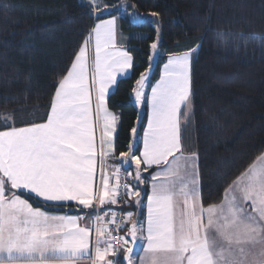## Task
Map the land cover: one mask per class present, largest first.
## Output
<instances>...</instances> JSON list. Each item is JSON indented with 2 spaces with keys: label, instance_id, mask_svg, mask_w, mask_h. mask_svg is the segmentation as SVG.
I'll use <instances>...</instances> for the list:
<instances>
[{
  "label": "snow or ice",
  "instance_id": "snow-or-ice-1",
  "mask_svg": "<svg viewBox=\"0 0 264 264\" xmlns=\"http://www.w3.org/2000/svg\"><path fill=\"white\" fill-rule=\"evenodd\" d=\"M113 10L120 9L103 6L101 14ZM131 16L133 23L139 18L135 12ZM115 30V17L94 25L59 81L45 122L17 127L11 116L2 118L0 264H80L84 259L91 264H121L108 259L120 251L126 264H264V154L228 186L222 203L205 207L199 155L186 153L182 143V123L186 129L191 112L195 49L169 57L163 76L150 87L151 117L138 138L142 153L135 154L129 146V152L120 153L118 165L106 163L115 155L116 130L107 96L118 74L132 67L128 52L116 48ZM92 40L95 56L89 64ZM151 49L155 55L157 43ZM147 80L142 74L136 81L135 99L141 104L146 102ZM101 119L97 138L95 127ZM154 167L149 174L151 194L141 205L143 173ZM25 194L45 204L74 202L91 211L83 217L53 215L33 207L22 198ZM119 204L146 207V223L134 221V212L104 207ZM121 230H126L127 238L122 237L121 248L116 249L113 232Z\"/></svg>",
  "mask_w": 264,
  "mask_h": 264
},
{
  "label": "trees",
  "instance_id": "trees-1",
  "mask_svg": "<svg viewBox=\"0 0 264 264\" xmlns=\"http://www.w3.org/2000/svg\"><path fill=\"white\" fill-rule=\"evenodd\" d=\"M101 1L120 10L98 14L90 0H0V130L4 116L17 127L45 122L56 87L95 22L118 16L133 66L108 97L119 116L117 157L129 152L147 120L134 89L151 65L152 43L158 41V59L151 83L170 56L198 47L191 64V144L203 204L220 203L264 153V0ZM129 11L142 21L133 23ZM140 149L137 141L133 152Z\"/></svg>",
  "mask_w": 264,
  "mask_h": 264
},
{
  "label": "crops",
  "instance_id": "crops-1",
  "mask_svg": "<svg viewBox=\"0 0 264 264\" xmlns=\"http://www.w3.org/2000/svg\"><path fill=\"white\" fill-rule=\"evenodd\" d=\"M90 1L94 5V7L97 9L96 13L101 14L102 13V10H103V6H104V5H102L103 4L102 1L101 0H90ZM96 5H100L102 7L101 8H97ZM103 12H107V11H103ZM113 17H115V19H116V30H115V43H116V48L118 50H123V51L128 52V54L132 57V66H133V56L129 52V50L127 49L128 37H126V35L119 28L118 16H110V17H107V18H104V19H101V20H108V19H112ZM101 20H97L94 25H96L97 23H99ZM91 32H92V30H91ZM83 46H84V42H83V44H82L81 47H83ZM87 56H88V62H89V64H91L92 63V60L94 59V56H95L94 40L89 41V43H88V53H87ZM172 56H175V55H172ZM168 59L165 62V64L168 62ZM164 65L161 68L160 77L156 81H154L153 83H151L150 80H147L146 81V83L149 85L148 87H146L144 89V91H145V97H146V102L144 104H141V103H139L135 99V101L137 103V106L139 107V110H140V113L141 114L144 112L145 109L147 110V120H146L145 126H144L141 134L139 136L135 137V139L133 141L135 143V145H136L137 141H140L141 142V149H140L139 154L142 153V151H143V144H142V140H139L138 138H141L143 136V133L147 129V124H148V122L150 120V117H151V107H150V104L147 102L148 98H150V87L151 86H154L160 80V78L163 76ZM131 72H132V67L130 69H128L127 72L118 74V76H117V83H118V81L121 78H125V77L130 76L131 75ZM191 81H192V71H191ZM116 86H117V84L114 85L109 90V95L107 96V108L116 117V126H115L116 127V130H115V133L113 134V139H114V144H115V155L107 160L106 163L108 165H118L119 162H120V159H121V157H117V155H116V143H115V138H116V135H117V132H118V127H119V116H118V114L114 110H112L108 106V97L110 96V94H112L116 90ZM191 88H192V84H191ZM91 100H92V106H93V119L96 120L95 111H94L95 110V103H96L95 89H92V91H91ZM190 101H191V97H190ZM183 111H184V109L182 108V112ZM191 121H192V103H191V112L189 114V119L187 121V127L185 129V126L182 123V129H181L182 143L184 145V149H185V152L186 153L195 152L193 150V147H192V144H191L192 143L191 142L192 139H191L190 128H189L190 125H191ZM101 126H102V119L101 120H97L96 127H95V135L97 136V138H99V136H100ZM131 150L133 152L134 151V148L133 149L131 148ZM139 154H137V155H139ZM257 160H258V158L251 165H253L254 163H256ZM249 167H248V169H249ZM108 170L111 171V169H108ZM129 170L130 171H134V169H129ZM154 171H156V168L155 167L152 168V169H149L148 172L143 173V177H144L145 182L142 185H140L141 198H142L141 205H143V204L146 203L147 197L151 194V185L149 183V174L152 173V172H154ZM199 178H200V168H199ZM98 179L99 178H97V184H98ZM199 188H200V193H201V178L199 180ZM22 198L27 199L29 201V203H32L33 204V207H41L43 210L49 211L53 215H66V214H68V215H80V216L83 217V216H86V214L91 211V210H88V209L81 210L80 208L76 207V205H75L74 202H69V203L64 204L63 206H61V205H58V204H51V203L45 204L40 199L33 200V198L30 197L27 194L23 195ZM222 202H223V199H222V201L220 203H222ZM220 203H217V204H220ZM114 206H116V205H105L104 207L105 208H108V207H111L112 208ZM205 207H207V206H205ZM130 211L135 213V215L133 217V220L134 221L139 222V221L143 220L146 223V217H147V209H146V207H143V206H137L136 208L131 207L130 208ZM83 223H84V221L82 220L81 221V224H83ZM128 227H130V224L128 225ZM140 235L141 234L138 233V241H137V243L140 242ZM93 238H94V234H93ZM130 245H131V241L129 240V246ZM134 252H135V249H134ZM141 255H142V253H141ZM109 258H110V255H109L108 259ZM134 258L135 259H138V257H134ZM80 264H91V261L88 260V259H84V260H82L80 262ZM124 264H125V262H124Z\"/></svg>",
  "mask_w": 264,
  "mask_h": 264
},
{
  "label": "built area",
  "instance_id": "built-area-1",
  "mask_svg": "<svg viewBox=\"0 0 264 264\" xmlns=\"http://www.w3.org/2000/svg\"><path fill=\"white\" fill-rule=\"evenodd\" d=\"M121 171H122V175L126 176L127 173H126L125 169L121 168ZM128 171H130V170L128 169ZM128 180H129V182H131V177H129ZM112 208H113V210H116L118 212L123 210L124 213H127L128 211H130L131 206L130 205L119 204V205H116V206H114ZM119 222H120V220L118 218L117 223H119ZM113 236L116 237V239L112 241L114 248L120 249L121 248V243H122L121 238L122 237L127 238L126 230H121L119 232L114 231L113 232ZM123 255H124L123 251H120V252L115 253L114 255L110 254V258L109 259L114 260V262L118 261V260L121 261V258L123 257Z\"/></svg>",
  "mask_w": 264,
  "mask_h": 264
},
{
  "label": "rangeland",
  "instance_id": "rangeland-1",
  "mask_svg": "<svg viewBox=\"0 0 264 264\" xmlns=\"http://www.w3.org/2000/svg\"><path fill=\"white\" fill-rule=\"evenodd\" d=\"M122 12H123L124 14H127V11H125L124 9H122ZM134 12H135V11H129V12H128V14H129V16L131 17L132 20H133V18H132V16H131V14L134 13ZM135 13H137V12H135ZM140 21H142V18H141V17H139L135 22H140ZM157 31H158V33H159L158 26H157ZM155 43H158V41L155 42ZM193 49H195V51H192V52H191L192 60H193V58L196 56V53H197V51H198V47H195V48H193ZM193 49H191V50H193ZM191 50H189V51H187V52H190ZM182 54H184V53L176 54V55H182ZM157 59H158V48L156 49V54H155V55H152V58H151V65H150V67L148 68V70H147L146 73L144 74V75H146V76L148 77V80H150V77H151V75H152V72H153L154 66H155V64H156V62H157ZM192 60H191V64H192ZM191 92H192V88H191ZM190 97H191V96H190ZM134 146H135V143L133 142L131 148L133 149Z\"/></svg>",
  "mask_w": 264,
  "mask_h": 264
},
{
  "label": "water",
  "instance_id": "water-1",
  "mask_svg": "<svg viewBox=\"0 0 264 264\" xmlns=\"http://www.w3.org/2000/svg\"><path fill=\"white\" fill-rule=\"evenodd\" d=\"M129 240H130V238H129ZM130 241H131V240H130ZM130 246L133 247V248L135 249V246H134V245L131 244ZM124 255H125V254H124ZM124 262H125V261H124ZM125 264H126V262H125Z\"/></svg>",
  "mask_w": 264,
  "mask_h": 264
}]
</instances>
